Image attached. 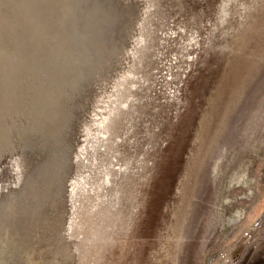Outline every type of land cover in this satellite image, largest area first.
Returning <instances> with one entry per match:
<instances>
[{
    "label": "rangeland",
    "instance_id": "1",
    "mask_svg": "<svg viewBox=\"0 0 264 264\" xmlns=\"http://www.w3.org/2000/svg\"><path fill=\"white\" fill-rule=\"evenodd\" d=\"M0 264H264V0H0Z\"/></svg>",
    "mask_w": 264,
    "mask_h": 264
},
{
    "label": "bare ground",
    "instance_id": "2",
    "mask_svg": "<svg viewBox=\"0 0 264 264\" xmlns=\"http://www.w3.org/2000/svg\"><path fill=\"white\" fill-rule=\"evenodd\" d=\"M260 55V54H259ZM262 56V55H261Z\"/></svg>",
    "mask_w": 264,
    "mask_h": 264
}]
</instances>
